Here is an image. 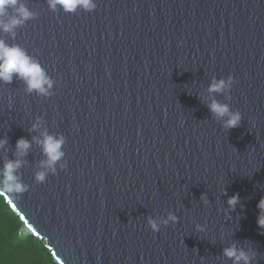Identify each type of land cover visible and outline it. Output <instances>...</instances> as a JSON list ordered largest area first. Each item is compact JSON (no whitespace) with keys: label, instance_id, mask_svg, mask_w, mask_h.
Wrapping results in <instances>:
<instances>
[{"label":"water","instance_id":"water-1","mask_svg":"<svg viewBox=\"0 0 264 264\" xmlns=\"http://www.w3.org/2000/svg\"><path fill=\"white\" fill-rule=\"evenodd\" d=\"M25 2L39 15L15 40L0 37L56 84L47 98L0 84V167L17 138L45 128L66 136L67 167L35 182L44 156L32 143L19 170L29 191L0 193L21 233L43 239L57 264H232L223 248L246 240L264 264V0H96L71 14ZM229 74L230 99L213 95L242 119L225 130L207 88ZM168 212L177 221L152 231L146 218Z\"/></svg>","mask_w":264,"mask_h":264},{"label":"clouds","instance_id":"clouds-1","mask_svg":"<svg viewBox=\"0 0 264 264\" xmlns=\"http://www.w3.org/2000/svg\"><path fill=\"white\" fill-rule=\"evenodd\" d=\"M46 3L52 12L62 10L69 14L78 11L91 12L97 7L96 0H46ZM38 15L39 13L30 8L25 0H0V32L7 33L15 40L17 29ZM14 79L23 82L25 92L36 93L46 98L53 95L56 84L38 58L31 55L19 43H9L0 37V84H11ZM234 82L235 79L231 74L220 78L214 76L207 88V92L212 96L207 106L212 115L221 121L222 128L225 130L239 126L242 115L238 110H233L229 103L215 99L213 94H224L226 99H230V89ZM9 106H11V100H9ZM41 123L42 118L37 117L29 132L40 129ZM66 139L63 133H51L46 128L40 132L39 136H33L31 140L24 136L17 138L14 158L5 159L0 167V193H6L14 199H19L23 193L29 191L31 186L22 180L19 170L27 163L25 157L33 142L40 146L44 156V159L39 161V169L34 173L35 182L43 183L49 174L57 173L58 167L59 169L66 168L67 162L64 160L63 147ZM7 144L8 138L0 136V149L5 148ZM61 161L64 162L61 163ZM221 190L226 194V188ZM240 199L239 193H234L227 200L228 208L234 210L240 203ZM204 202L207 203L208 200L205 199ZM256 207L259 209L257 225L264 234V196L260 198ZM241 208H243L242 204ZM146 219L151 230L157 232L161 225L174 223L178 217L168 212L166 217L148 216ZM197 228L199 229L200 226L197 225ZM222 254L230 259L232 264H254L258 256L257 250L248 240L245 241V245H240L238 242L231 243L223 248Z\"/></svg>","mask_w":264,"mask_h":264},{"label":"trees","instance_id":"trees-1","mask_svg":"<svg viewBox=\"0 0 264 264\" xmlns=\"http://www.w3.org/2000/svg\"><path fill=\"white\" fill-rule=\"evenodd\" d=\"M23 221L0 194V264H57L45 241L23 235Z\"/></svg>","mask_w":264,"mask_h":264}]
</instances>
